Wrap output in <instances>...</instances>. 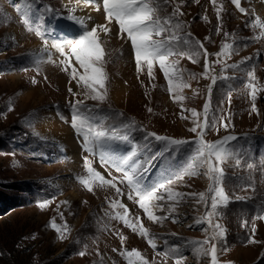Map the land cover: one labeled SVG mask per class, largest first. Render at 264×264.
Returning <instances> with one entry per match:
<instances>
[{
    "label": "rangeland",
    "instance_id": "rangeland-1",
    "mask_svg": "<svg viewBox=\"0 0 264 264\" xmlns=\"http://www.w3.org/2000/svg\"><path fill=\"white\" fill-rule=\"evenodd\" d=\"M66 1L0 0V195L9 204L0 206V264H128L121 254L125 249L139 250L149 264L153 261L176 264L178 257H182L180 264H211L210 256L196 252V242L204 240H209L204 246L206 249L216 244L218 264H264V219L259 218L264 216V167L258 154L264 151V35L262 29L251 24L257 18L261 21L264 18L256 14H264V0H241L246 14L241 13L232 0H215V5L212 0L198 3L196 0H169L167 4L161 0L158 10L161 19L171 17L176 7L183 13L172 17L173 23L181 24L179 30L173 29L180 38L173 41V47L177 51H189L198 47L195 41H200L210 54L208 78L203 75L202 51L193 57L196 63L188 56L169 57V62L179 61L177 67L183 70L184 81L190 84L182 89L173 88L171 93L158 63L153 66V79L149 78L146 65L138 78L131 42L126 34L121 38L115 21L108 24L103 0H94L91 4L82 0L83 11L87 8L85 14L74 13ZM217 8H220L219 20ZM25 16L28 24L23 22ZM62 18L74 23L82 21L83 32L72 37L62 33L59 37L53 35L55 20ZM11 23L22 31L20 37ZM97 25L110 29L108 33L98 30L107 74V98L103 103L85 99L84 86H78L71 79L72 67L79 74H83V69L74 57L71 66L66 64V55L60 51L63 47L65 53L69 52L72 43ZM224 43L233 45L231 55L219 57L221 62L216 63L215 54ZM233 64L238 67H226ZM56 71L66 76L64 89L56 85L52 76ZM189 74H195V78H190ZM249 74L256 88L255 101L251 98L252 90L246 86ZM211 76L216 77L215 83ZM116 81L120 86L114 85ZM69 88L78 95L73 96ZM122 92H127V97L117 98ZM178 96L184 99H176ZM71 98L84 100L87 107L97 109L94 115L104 128L128 134L130 145L110 139L101 151L117 162L135 151V159L148 168L143 174L146 185L169 177L174 179L187 167L195 153L197 139L196 134L189 131L194 126L190 110L196 109L202 122L203 107L209 102V120L215 127L205 131L204 140L213 142L229 133L237 135L227 142L232 155L222 164V186L229 199L218 206V214L210 218L213 224L223 227L224 235L210 239L213 233L208 223H197L211 211L212 193L208 188L212 181L206 175V168L198 169L197 175L174 179L165 186L174 194H184L183 198L169 200L168 193L161 189L158 194L164 199L156 203L163 207L153 212L167 218L149 221L136 202L138 198H128L131 189L122 172L97 161L91 155L95 150L78 155L70 130L72 111L66 104ZM54 111L69 127L55 118ZM213 116L217 121L221 116L230 121L228 128L213 121ZM132 121L135 127L125 129L124 125ZM38 123H45L46 128L36 129ZM58 132L68 135L69 152L65 148L61 151L53 142L64 146ZM147 133L189 143L177 149L154 137L146 138ZM257 136L262 140H259L260 149L251 153L241 139ZM85 158L105 179L115 177L113 182L122 190L121 194L111 186L97 184L88 191L78 179L88 175ZM190 193H205L206 202L197 203L198 195L193 197L188 195ZM113 201L126 205L129 209L126 218L137 227L142 224L156 237L155 251L145 237L115 218L117 212L124 213V208H111ZM53 222L56 228L52 227ZM121 236L126 238L123 244ZM249 238L256 242L250 243ZM164 251H170L168 257L157 255Z\"/></svg>",
    "mask_w": 264,
    "mask_h": 264
},
{
    "label": "snow or ice",
    "instance_id": "snow-or-ice-1",
    "mask_svg": "<svg viewBox=\"0 0 264 264\" xmlns=\"http://www.w3.org/2000/svg\"><path fill=\"white\" fill-rule=\"evenodd\" d=\"M161 0H103V11L105 12L106 21L108 24L113 21L116 22L119 26L121 33V38L126 34L128 40H130L132 48L134 50L136 68L139 78V73L142 72L143 66H147L148 75L150 79H153V66L154 64L159 65V68L163 71L165 78L169 83L170 93L173 91V88L182 89L184 87H190V84L184 81L183 70L179 69V61L169 62V57L174 55L179 56H188L189 59H192L193 63L196 61L193 57L203 52L205 57L204 63V73L205 78H208L210 73L211 65L208 61V56L210 55L207 52V49L204 48V45L200 41H195L197 48H192L189 51H177L173 47V41H179V37L176 35L175 30L181 28L179 22L173 23L172 17H175L177 14L183 15L180 12L179 7H176L171 17L163 18L158 15V10L160 7ZM164 4L169 3V0H162ZM198 3L199 0H196ZM85 3L91 4L94 3V0H85ZM212 3L215 5V0H212ZM232 3L241 13H247V10L241 7V0H232ZM99 10V8H97ZM217 18L220 19V8L216 9ZM25 24L29 23L28 18L25 16L23 18ZM78 23H83L78 21ZM252 27H258L264 30V22L257 18L254 22H251ZM98 30L108 33L110 29L106 25H97L93 27L90 31L85 32V34L74 43L70 45V51L65 53L63 47L60 51L63 55H66V64L71 66L70 62L72 58H75L76 63L81 69H83V74H79L75 67L71 69V79L75 80L77 85H83L86 89L84 96L85 99H91L103 103L107 98V74L104 70V64L106 63L104 57L105 52L102 48L98 36ZM217 33H219V28H217ZM39 35L40 33L37 32ZM189 36L191 34H188ZM264 35V33H262ZM227 37L228 34L225 33ZM207 39V38H206ZM188 43L187 40L184 41ZM233 49V45L230 43H224L221 46L220 52L215 55L218 57L216 63H220L219 57L230 56ZM250 59V58H245ZM244 61H241L243 63ZM227 68H237L238 65H227ZM67 70V68L65 69ZM190 78H195V74H189ZM252 75L249 74V82L247 83V88L251 89V98L253 101L256 99V88L251 82ZM213 83H215L216 77L211 76ZM176 81H179L177 83ZM35 83V80H33ZM69 92L73 96H77L78 93H73L72 89L69 88ZM176 99L183 100V96H178ZM72 103V127L77 130L79 134L83 136L85 145L92 143L93 145L99 144L101 147H104L107 144L108 140L119 139L122 141H128L129 136L125 132L123 134L115 128L106 129L98 122L97 117L94 113L97 111L95 108H89L85 104L84 100H75ZM209 102H206L203 107V121L200 122V113L196 109H191V115L194 118V126L189 129V131L196 134L197 139L194 141L196 148L195 153L191 157L190 163L187 167L176 174L175 180L182 179L185 175H197L198 169L206 168V175L212 183L209 185L208 192L212 193L211 195V211H208L205 216L197 220V223L207 222L208 225L212 228V237L210 239H216L217 237H222L224 235L223 227L215 223L213 224L211 217L217 215V208L221 204H224L228 201L229 197L225 193L222 186L223 180V168L222 164L231 157L232 153L226 147L227 142L236 139L234 136H225L221 140L208 142L204 140V133L209 128L215 127V123H211L209 120ZM11 110V109H9ZM253 110L255 111V105L253 104ZM151 111V109H149ZM187 119V117H183ZM213 121L219 123L225 129L228 128L230 121L224 119L223 116L217 121L216 118L212 117ZM135 127L134 121L129 124H125L124 128L129 129ZM154 137L157 141L166 142L168 145L174 146L175 148H180L181 146L189 143L185 140L173 139L168 137L159 136L155 133H147L146 138ZM87 150V149H86ZM136 157V152L132 151L129 155L122 158L119 162L113 160L111 156L101 155V163L109 166H114L117 171L122 172L123 178L126 179L128 187L131 189V192L128 195V198L136 199L139 207L143 209L144 213L147 216L149 221L159 222L167 217L156 216L154 215L153 209L162 208L163 206L157 204L156 201L163 200L164 196L159 195V191L164 189L168 193V199L171 200L174 197L183 198L184 194L172 193L170 189L166 188V185H170L174 182L172 177L155 183L152 185H146L143 183V174L148 171L147 167H144L139 163ZM237 163H239L237 161ZM84 167L88 173L87 177L78 178L80 183L87 188L88 191L93 190V184L98 186H111L116 189L117 194H121L122 190L117 187L116 183L113 181L116 180L113 177L112 180H107L105 177L98 171H96L91 164V161L85 158ZM251 167V165H249ZM123 182V180L121 181ZM193 197L198 195L199 199L197 203L201 201L206 202L205 193H190ZM43 207V205H41ZM110 207L115 208H124V213H116L115 218L121 220L124 225L130 228L133 232H136L138 235L143 236L147 239L150 247L155 251L157 249V244L155 243L156 237L150 235L149 230L144 228L141 224L139 227L132 222L128 216L129 209L126 205H123L120 201H113L110 203ZM174 208H170V211H173ZM264 219V216L259 217ZM139 220V218H136ZM52 227L56 228L55 223H52ZM58 232L59 228L56 229ZM253 232L255 229L253 228ZM125 237L121 236V243L123 244ZM250 243L256 242L254 239L249 238ZM209 243V240L196 242L198 247L196 252L198 255L210 256L211 264H218L217 259V247L213 243L210 249H206L204 246ZM115 251V249H114ZM174 253L175 250H170ZM170 251L157 252V255L168 257ZM125 255V258L128 261V264H149V261L142 257L141 253L137 249L127 250L121 253ZM83 255V253H81ZM182 257L176 259V264H180ZM155 264V261L152 262Z\"/></svg>",
    "mask_w": 264,
    "mask_h": 264
},
{
    "label": "bare ground",
    "instance_id": "bare-ground-1",
    "mask_svg": "<svg viewBox=\"0 0 264 264\" xmlns=\"http://www.w3.org/2000/svg\"><path fill=\"white\" fill-rule=\"evenodd\" d=\"M256 3L257 4H259L257 1H256ZM65 4L69 7V4H70V8L72 9V10H74V13H78V12H80L81 14H85V12L87 11V8L85 9L86 11L84 12L83 11V9H82V0H67L66 2H65ZM71 6H73V7H71ZM259 8H260V6H258ZM261 10V9H260ZM262 12H264V7L262 6ZM256 14L258 15L259 14V16H262V15H264V14H262V13H260V12H256ZM78 15V14H77ZM81 17V16H80ZM262 22H264V18H262ZM11 25H13V27H14V31H15V33H16V35H18V37H20L23 33H21L22 31L21 30H18V29H16V25L14 24V23H11L10 24V26ZM21 31V32H20ZM262 33H264V30L262 31ZM27 43L29 44L30 42L29 41H27ZM32 44H35L34 42L32 43ZM45 66V65H44ZM48 69H51V67L50 66H48L47 67ZM51 71L53 72L54 70L53 69H51ZM52 76L54 77V79H55V81H56V85H57V87H59V89H64L65 87H66V82H67V80L65 79V75H63V74H61L59 71H56V72H54V73H52ZM65 76V77H64ZM119 82L118 81H116L115 82V84L114 85H119L118 84ZM113 84V83H112ZM120 86V85H119ZM52 87V86H51ZM53 88V87H52ZM126 94H127V92H122V93H120V94H118L117 95V98H122V97H124V96H126ZM127 97V96H126ZM37 128L36 129H38V130H40V129H45L46 128V125H45V123L43 124V123H38L37 124V126H36ZM57 132V131H56ZM57 136H59V138L61 139V141L62 140H64V147H65V149L69 152V144H68V141H69V138H67V134L65 133V134H62L61 135V133L60 132H58L57 133ZM73 144H71V146H72Z\"/></svg>",
    "mask_w": 264,
    "mask_h": 264
},
{
    "label": "crops",
    "instance_id": "crops-1",
    "mask_svg": "<svg viewBox=\"0 0 264 264\" xmlns=\"http://www.w3.org/2000/svg\"><path fill=\"white\" fill-rule=\"evenodd\" d=\"M53 110H54V108H53V105H51L50 106ZM55 113V112H54ZM58 121H60L61 123H63L62 122V120L60 119V118H58L57 116L55 117ZM63 124H65V123H63ZM65 125H67V124H65ZM68 126V125H67ZM71 130V132H72V129H70ZM72 138H73V140H74V142H75V144L77 145V143H76V141H75V139H74V136H73V134H72ZM77 138H78V145H77V147H78V152H79V154L81 153H83V151H84V149L86 150H88V147L85 145V143H84V139H83V137H82V135L81 136H79V135H77ZM79 148H81V149H79ZM96 149H97V155L99 154L98 153V144H96ZM86 150V151H87ZM86 151H84V153L86 152ZM83 153V154H84ZM93 153V152H92ZM94 154V153H93ZM102 155V154H101ZM101 155H98L99 157H101Z\"/></svg>",
    "mask_w": 264,
    "mask_h": 264
},
{
    "label": "trees",
    "instance_id": "trees-1",
    "mask_svg": "<svg viewBox=\"0 0 264 264\" xmlns=\"http://www.w3.org/2000/svg\"><path fill=\"white\" fill-rule=\"evenodd\" d=\"M2 197H1V195H0V206H3L4 205V207H7L8 205H7V203H6V201H5V199H1ZM4 200V201H3Z\"/></svg>",
    "mask_w": 264,
    "mask_h": 264
}]
</instances>
